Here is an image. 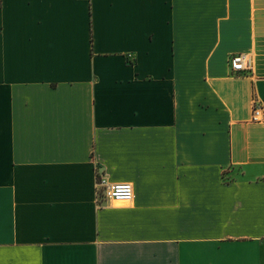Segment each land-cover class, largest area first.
<instances>
[{"label":"crops","instance_id":"1","mask_svg":"<svg viewBox=\"0 0 264 264\" xmlns=\"http://www.w3.org/2000/svg\"><path fill=\"white\" fill-rule=\"evenodd\" d=\"M254 100L264 0H0V264H264Z\"/></svg>","mask_w":264,"mask_h":264},{"label":"built area","instance_id":"2","mask_svg":"<svg viewBox=\"0 0 264 264\" xmlns=\"http://www.w3.org/2000/svg\"><path fill=\"white\" fill-rule=\"evenodd\" d=\"M251 60L242 54L231 55L228 58V66L232 75H241L250 69ZM252 121H264V109L257 100L253 101ZM104 188V190H99ZM133 200V187L129 183L106 184L103 180L98 182L96 193V205L102 207L104 204H129Z\"/></svg>","mask_w":264,"mask_h":264}]
</instances>
